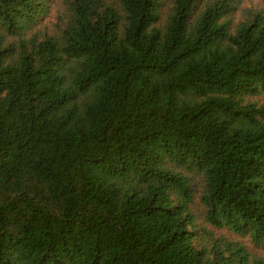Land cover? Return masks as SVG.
I'll use <instances>...</instances> for the list:
<instances>
[{
	"label": "trees",
	"instance_id": "obj_1",
	"mask_svg": "<svg viewBox=\"0 0 264 264\" xmlns=\"http://www.w3.org/2000/svg\"><path fill=\"white\" fill-rule=\"evenodd\" d=\"M0 264H264V0H0Z\"/></svg>",
	"mask_w": 264,
	"mask_h": 264
},
{
	"label": "rangeland",
	"instance_id": "obj_2",
	"mask_svg": "<svg viewBox=\"0 0 264 264\" xmlns=\"http://www.w3.org/2000/svg\"><path fill=\"white\" fill-rule=\"evenodd\" d=\"M252 1H256V0H252Z\"/></svg>",
	"mask_w": 264,
	"mask_h": 264
}]
</instances>
